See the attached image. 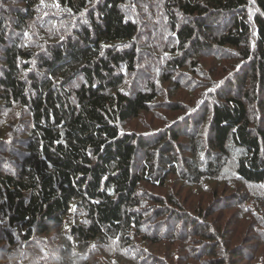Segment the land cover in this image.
Here are the masks:
<instances>
[{
  "label": "trees",
  "instance_id": "16d2710c",
  "mask_svg": "<svg viewBox=\"0 0 264 264\" xmlns=\"http://www.w3.org/2000/svg\"><path fill=\"white\" fill-rule=\"evenodd\" d=\"M19 1L25 6L16 9L13 19L18 29L26 30L22 39L5 38V14L0 9V114L12 113L17 120L24 113L28 121L20 149H9V158L0 157V236L13 244V230L18 229L27 245L74 212L81 222L69 227L74 239L126 240L143 219L137 211L141 182L148 176L161 179L167 165L172 169L178 162L173 161L171 143L179 132H163L172 140H163L166 147L158 150L159 169L150 159L138 169L136 158L145 143L121 126L147 111L155 94L124 89L122 66L133 69L136 54L134 48L121 50L117 45L129 43L138 31L122 8L130 0ZM248 4L249 0H163L164 25L174 32L183 52L165 66H182L191 52L212 44L237 51L244 78L228 81L208 105L206 139L211 150L197 149L204 154L205 170L213 173L231 152L237 180L262 188L258 206L264 216V129L253 121L246 104L259 102L264 91V0H253L252 17L246 15ZM34 5L40 6L42 25ZM66 19L72 23L63 27ZM29 26L34 32L27 30ZM36 35L44 36L41 53L29 44ZM246 80L249 91L243 88ZM196 151L184 164L191 178L203 176ZM13 157L16 161H10ZM162 208L159 214L190 224L195 234L207 239L205 254L213 264H225L224 257L214 256L221 246L216 233L223 236L218 227L212 232L207 212L198 210L191 218L164 204ZM221 248L230 254L231 264V258L243 256L239 248L225 243ZM69 256L60 264H76L74 250Z\"/></svg>",
  "mask_w": 264,
  "mask_h": 264
},
{
  "label": "rangeland",
  "instance_id": "374dc122",
  "mask_svg": "<svg viewBox=\"0 0 264 264\" xmlns=\"http://www.w3.org/2000/svg\"><path fill=\"white\" fill-rule=\"evenodd\" d=\"M162 1L130 0L125 3L122 8L138 31L132 41L117 45L121 50L134 48L136 54L133 69L122 66L124 89L130 93L142 89L155 94L147 111L121 126L122 131L136 134L145 143L136 158L138 169L149 159L153 167L159 169L158 150L166 147L162 146L163 140H172L163 132L170 128L179 131L176 143H171V155L173 161L178 159L177 164L172 169L167 165L161 179L148 176V180L139 186L141 206L137 211L143 216L140 227H134L126 240L112 236L105 242L78 241L69 235L71 225L81 224L73 212L64 218L62 225L34 237L27 245L20 239L18 229L12 231L15 235L13 244L0 236V264H60L73 250L75 256L72 259L76 264H213L211 256L205 254L207 239L195 234L190 224L184 225L180 219L159 214L163 204L191 218L196 217L198 210L207 212V223L212 232L218 227L223 236L216 233L219 244L242 250L243 256L231 258L234 264H264V216L258 206L262 188L237 180L231 152L223 157L219 170L213 173L205 170L204 154L200 156L197 149L211 150L206 139L208 105L218 99V90L226 87L228 81H234L238 75L239 79L244 78L246 70L242 71L244 65L236 50L220 49L213 44L206 50L191 52L183 59L182 66L166 68L167 61L182 56L183 52L178 49L174 32L164 25ZM24 6L19 0H0L7 26L4 35L8 40H19L26 35V30L18 29L13 19L16 9L23 10ZM32 8L42 25L38 17L40 6ZM43 11L49 14L47 9ZM246 12L248 17L256 12L253 0H249ZM53 13L56 15L55 11ZM62 23L65 27L72 20L66 19ZM27 30L34 32L30 26ZM29 44L39 53L43 52L44 36H33ZM2 53L0 47V69ZM243 88L249 91L250 81L246 80ZM226 90L224 93H233ZM258 100L260 104L257 101L256 104L246 101V104L253 113V121L264 129V91ZM175 106L179 108L175 109ZM15 119L16 115L12 113L0 114V157L9 158L8 155H12L9 149H20L28 118L23 113ZM192 146H196L195 155L202 177L191 178L185 173V162L195 157ZM10 161H16V158ZM169 199H173L174 204ZM221 246L214 256L224 257L225 264H231L230 254L224 253Z\"/></svg>",
  "mask_w": 264,
  "mask_h": 264
}]
</instances>
